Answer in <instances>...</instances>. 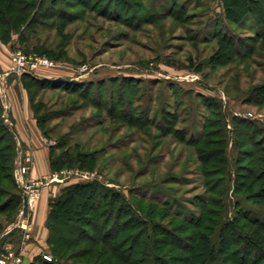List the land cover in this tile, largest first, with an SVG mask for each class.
I'll list each match as a JSON object with an SVG mask.
<instances>
[{
  "label": "rangeland",
  "instance_id": "obj_1",
  "mask_svg": "<svg viewBox=\"0 0 264 264\" xmlns=\"http://www.w3.org/2000/svg\"><path fill=\"white\" fill-rule=\"evenodd\" d=\"M143 1L158 11L168 9L172 2ZM55 2L49 8L52 11L47 18L38 16L41 23L33 26V30H25L23 37L11 34L5 41L0 40V104L4 108V121L13 127L4 96L12 87L25 92L22 87L24 74L12 72L11 55L20 50L57 64L54 68L35 70L37 77L60 84L69 80L84 86L89 89L90 102L97 105L113 94L115 102L120 99L124 103L117 106L118 112L124 115L135 113L138 119L147 115L154 124L141 119L137 122L140 127L128 126L122 121L111 120L104 109H97L78 95H68L62 89H34L37 92L35 101L45 105L39 116L48 114L51 117L44 124V129L48 132L45 138L52 148L54 160L65 153L72 158L77 153L90 154L94 160L90 163L91 169L65 164L47 178L34 180L33 188L31 183H26V189L22 191L16 182L15 171L20 153V166L27 168L29 164L24 160L27 153L16 138L17 155L11 158L13 142L0 128V153L5 157L4 164H11L12 170L8 174H13L21 196L19 208L0 214V252L3 250L4 256L5 244H12L13 250H10L14 251V244L25 240L17 228L7 236L9 230L15 229L17 218L23 214L30 217L34 201L43 190L50 187L53 190L55 185V195L49 199L57 196L65 185L97 182L120 191L127 198L133 192L169 201L176 199L196 211L192 200L204 194V190L202 178L197 173L199 163L195 147L182 142L172 126H169L171 130L162 131L155 126L163 113L178 116L175 130H182L187 140L202 132L206 118L216 120L209 115L219 111L226 115L227 121L232 117L253 121L258 132L264 134V106H253L247 101V98H252L247 91L264 83L263 56L256 53L248 61H235L214 68L207 62L217 47L212 38L214 32L225 34L229 31L228 36L234 39L252 37L256 33L250 21L240 27L227 24L223 20L219 0H179V3L186 2L188 14L191 10L196 14L189 17L186 24L172 16L153 24L141 20L136 22L141 18L139 13L134 22V11L119 0ZM174 14L180 15V12L175 11ZM58 17H64L66 21L57 20ZM131 84L136 90L132 98L126 89ZM131 100L133 103L126 105V101ZM227 134L231 141V133ZM235 157L236 154L229 151L227 158L232 172L235 170L232 162ZM59 162L63 164L62 160ZM29 172L30 166L28 173L23 175L28 181L31 180ZM3 184L5 187L6 183ZM7 188L11 191L10 187ZM227 188L226 215L230 220L240 198L232 192V181ZM32 192L38 193L33 200L30 197ZM4 200L6 197L0 199V204ZM241 201L240 210L251 211L256 218L264 220V207H254ZM23 207L24 213L20 215ZM31 232L30 229L27 240L31 238ZM44 254L52 257L47 244L41 255ZM41 255L39 261L33 260L31 264H43Z\"/></svg>",
  "mask_w": 264,
  "mask_h": 264
},
{
  "label": "trees",
  "instance_id": "obj_2",
  "mask_svg": "<svg viewBox=\"0 0 264 264\" xmlns=\"http://www.w3.org/2000/svg\"><path fill=\"white\" fill-rule=\"evenodd\" d=\"M119 1L134 11V22L137 13L141 18L136 22L141 20L147 24L170 16L186 24L189 17L196 15L194 10L188 14L186 2L179 3V0H172L168 9L159 11L145 5L143 0ZM53 4H56L55 0H0V40L5 41L11 34L23 37L25 30H33V26L41 23L38 16L47 18ZM219 4L227 24L240 27L250 21L256 33L252 37L234 39L228 36L229 31L225 34L214 32L212 38L217 47L208 58V64L213 68L225 66L235 61H248L257 54L264 58V0H219ZM175 11L180 15H175ZM57 20L66 21L64 17ZM23 78L22 87L44 137L48 134L44 124L51 117L48 114L39 116L45 105L35 101L36 90L62 89L68 95H78L97 109H104L111 120L122 121L128 126L140 127L137 122L141 119L154 124L147 115L138 119L135 113L118 112L117 106L124 103L120 99L115 102L113 94L97 105L90 102L89 89L69 80L60 84L37 75L24 74ZM126 89L131 98L136 95L132 84ZM250 89L247 93H251L252 98L247 101L253 106H264V83ZM130 102L133 100L126 101V105ZM215 108L212 109L217 112ZM3 114L1 103L0 128L13 142L14 152L10 157H16L14 129L4 121ZM211 116L216 120L206 118L202 132L191 140L186 139L182 130H175L176 114L163 113L155 122L160 131L172 126L182 142L195 147L199 163L197 173L202 178L204 190V194L192 200L196 211L176 199L169 201L133 192H129L131 197L127 198L120 191L97 182L65 185L49 200L45 227L46 244L52 257L49 256L47 261L41 255L43 264H264V220L256 218L251 211L240 210L241 200L254 207H264V134L258 132L251 120L232 117L227 121L221 111L210 113ZM226 131L231 133V141ZM229 151L236 154L232 161L234 172L230 170L227 158ZM4 159L0 153V199L6 197L0 204V214L21 206L20 191L13 174H8L12 170L11 164H4ZM93 160L90 154L83 153H77L73 158L65 153L54 160L52 148H49L51 172L61 170L65 164L91 169ZM231 181L232 192L240 201L235 203L234 217L229 220L226 215L227 185ZM3 183H6L5 187ZM34 260L39 261V258Z\"/></svg>",
  "mask_w": 264,
  "mask_h": 264
},
{
  "label": "crops",
  "instance_id": "obj_3",
  "mask_svg": "<svg viewBox=\"0 0 264 264\" xmlns=\"http://www.w3.org/2000/svg\"><path fill=\"white\" fill-rule=\"evenodd\" d=\"M0 69L2 70V68ZM0 79H2L1 73ZM4 99L6 100V106H9V114H11L17 141L24 147L25 153L29 154L31 157L29 172L31 179L38 180L47 178L51 175L49 164V146L47 145V139L42 135L37 126L26 93L21 89L17 91L14 87H12L6 97L4 96ZM55 189L56 185L53 186V190L50 187L49 189L46 188L42 191L39 198L34 201L30 217L29 215L28 217H25L23 214V218L28 221L32 232L29 240L25 239L23 241V239H21L20 244H14L16 250L13 252L19 256L21 264H31L33 260L39 257L44 251V246L47 240L45 222L49 211V198L55 195ZM51 190L53 194L50 193ZM15 230L17 229L15 228L9 230L7 235L11 234ZM7 247L13 250L12 244H5L3 247L5 254ZM3 254L2 250V252H0V259L1 255L3 258Z\"/></svg>",
  "mask_w": 264,
  "mask_h": 264
},
{
  "label": "built area",
  "instance_id": "obj_4",
  "mask_svg": "<svg viewBox=\"0 0 264 264\" xmlns=\"http://www.w3.org/2000/svg\"><path fill=\"white\" fill-rule=\"evenodd\" d=\"M11 62L13 64V69L12 72L15 74H27V75H33L36 77L35 70L37 69H46V68H54L57 66L54 62L49 60L48 58L45 57H38V56H32L25 54L24 52L20 50H16L15 52L12 53L11 55ZM250 116V114H249ZM25 162L29 164L26 167H21L20 162H21V153L18 156L17 159V166H16V171H15V178L16 182L20 188V190L23 191V189H26V183H31L30 186H35L34 180L31 179L28 181L27 179L25 180L23 178L24 174H27L29 171V166L31 163V157L29 154L25 155ZM37 192V191H36ZM22 193V192H21ZM22 195V194H21ZM38 196V193L36 194L32 192L30 195L31 199H35ZM22 204L25 206V199L22 197ZM24 211L23 209L20 211V215H22ZM19 215V216H20ZM14 228H17L21 231L22 236L27 240L28 239V232L30 231V227L28 225V221L23 218V216L18 217L17 221L14 224ZM6 254L3 256V258L0 259V264H21V260L18 255H16L13 251H11L9 248L6 249ZM43 259L49 261L50 258L46 254L43 255Z\"/></svg>",
  "mask_w": 264,
  "mask_h": 264
},
{
  "label": "water",
  "instance_id": "obj_5",
  "mask_svg": "<svg viewBox=\"0 0 264 264\" xmlns=\"http://www.w3.org/2000/svg\"><path fill=\"white\" fill-rule=\"evenodd\" d=\"M4 118V117H3Z\"/></svg>",
  "mask_w": 264,
  "mask_h": 264
}]
</instances>
